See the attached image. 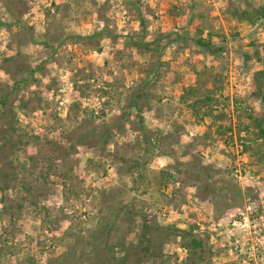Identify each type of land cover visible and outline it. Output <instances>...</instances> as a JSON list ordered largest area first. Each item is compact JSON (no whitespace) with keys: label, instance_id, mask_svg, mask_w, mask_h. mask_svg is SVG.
Wrapping results in <instances>:
<instances>
[{"label":"rangeland","instance_id":"obj_1","mask_svg":"<svg viewBox=\"0 0 264 264\" xmlns=\"http://www.w3.org/2000/svg\"><path fill=\"white\" fill-rule=\"evenodd\" d=\"M9 1L0 91L42 68L0 134V264H264V0Z\"/></svg>","mask_w":264,"mask_h":264},{"label":"trees","instance_id":"obj_2","mask_svg":"<svg viewBox=\"0 0 264 264\" xmlns=\"http://www.w3.org/2000/svg\"><path fill=\"white\" fill-rule=\"evenodd\" d=\"M8 1L2 0V2L5 4L6 8L9 9V13L11 14V16H14V15H12L13 14L12 13V3L10 1L9 2ZM21 12L22 11H20V9H19L18 13L22 14ZM241 17H243V20H251L253 17H258V18L264 20V7L257 9L253 14L247 13V12L242 13ZM16 23L19 25L20 28H22V20L20 17L18 20H16ZM141 24L143 25L144 22L141 21ZM107 34H109L108 31L106 29H104L98 33H95L92 36L83 37L81 35H67L65 37V39L67 38L71 42H75L78 40H82V41L90 40V41H92V40H96V39L99 40L100 38L107 36ZM169 38H170V35H161L158 38L159 43H155L156 44L155 48L160 47V44L163 41L162 39L169 40ZM198 44L204 48L209 49V50L215 49V46L210 44V43L208 44V43L199 41ZM16 57L19 58L20 62H16L17 59H15V58L8 59L7 60L8 64L6 66L7 67L6 72L13 77H15L17 75H19V76L25 75V77H22V79L19 81L14 80L10 86H8L6 88H2V91H0V134L6 133L8 131V129L10 128L12 121L14 120L12 117V110H11L12 109V107H11L12 97H14L15 95H18V92L20 90H22V88L26 85V82L34 81L35 74L38 73L42 68L41 64L34 66V65L29 64L27 62V60L23 59L21 56H16ZM254 78H255L254 79V86L258 89V96L260 97L262 107H264V68L262 70H260L259 72H257L255 74ZM27 84H28L27 87L29 88V86H31L32 83H27ZM145 84L148 85V81ZM144 93L145 92L143 91L142 88L138 92H136L133 95V97L129 103V108H133V109H136L138 112H141L142 106L140 104V100L143 98ZM257 127L260 130V135L262 137H264V120H262V119L258 120L257 121ZM141 133L143 134V137H145L146 139L148 138V135H149V137L151 136V133L149 131H146L145 128L142 129ZM103 136H105V135L103 134ZM80 140L81 141L79 144L81 146H86L84 138H82ZM107 140H108V138L106 139V141ZM199 176H202V174L199 173ZM145 244L147 245V247L144 248V252L147 253L146 256L153 258L155 251L153 250V248L151 246L152 243L150 242V239H147L145 241Z\"/></svg>","mask_w":264,"mask_h":264}]
</instances>
